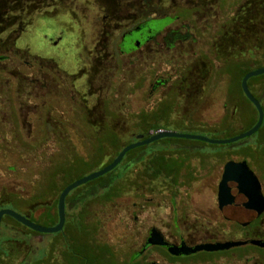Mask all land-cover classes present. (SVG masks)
Masks as SVG:
<instances>
[{"label": "rangeland", "instance_id": "374dc122", "mask_svg": "<svg viewBox=\"0 0 264 264\" xmlns=\"http://www.w3.org/2000/svg\"><path fill=\"white\" fill-rule=\"evenodd\" d=\"M249 16L247 14L245 18ZM60 19L45 17L37 28L32 40V52L37 57L35 74L30 75L24 61H0V196L12 190L26 197L31 196L42 180L40 177L47 163L45 158L49 161L56 157V142L65 131L71 133L72 130L71 135L82 148L83 154L90 155L88 145H84L85 135L74 130L75 126L70 124V120L79 123L78 109L84 106L81 105V102L84 103L83 97L74 86L76 78H79L77 88L84 94L88 93V103L95 109L96 120L109 118L107 112L111 111L120 117L117 121L123 122L128 128L125 135L133 134L135 138L141 133L144 135V132H149V135L155 133L150 128L143 132L139 125H134L139 121L137 115L141 112L151 113L164 103L173 106L170 116L160 121L164 130L228 139L247 129L249 122L234 125L229 132L216 134H207L198 129V125L218 127L224 122L228 115L225 100L229 89L226 77H204V73L199 70L177 77L175 71L184 64L178 57L181 54H194L200 46L181 44L172 50L166 49L165 59L159 62L82 60L73 23L68 25ZM245 23V26L238 22L229 25V37L237 39L229 42L225 54L240 59L253 56L260 59V53L255 55V49L252 48L264 41V6L255 21L245 20ZM60 35L63 37L61 43L51 45L49 39H56ZM48 58L56 62L46 60ZM257 65L264 67V60ZM150 69L163 75L168 82L155 95L148 94V101H145L147 87L141 86V80ZM69 73L75 75L72 77ZM182 81L190 84L187 92L181 91ZM93 91L98 93L95 97L90 94ZM239 98L251 112L252 105L241 94ZM123 114L127 118H122ZM260 139H264V136L256 133L248 139L223 146L200 144L187 139L172 141L169 143L173 144L171 147L185 146L187 150L180 151L179 158L184 161L185 168L178 181L192 176L195 181L190 189L178 190L176 204H173L169 191L163 186L151 190L146 185L142 188L132 187L112 203L87 204L84 206V215L78 197L102 192L99 184L91 181L80 186L79 193L71 201L70 213L62 232L35 235L29 229L24 230L6 220L7 223L4 222L1 228V249L4 245L19 248V253L13 259L8 258V264H131V254L140 250L136 248L146 233L144 221L156 223L164 215L172 213L176 206L180 213H183L184 208L187 209L186 213L207 210L215 204L213 199L205 201L198 198L193 202L190 196L199 192L202 183L211 186L221 180L230 161H248L264 185V152H261L263 145H260ZM199 145L202 148L197 150L196 146ZM147 146L148 153L167 148L162 141ZM241 149L249 152L246 154ZM228 151V155L217 156V153ZM104 165L103 160H94L81 173L88 175ZM135 171L129 175L132 181L136 179ZM158 182L165 185L172 183L164 176ZM9 209L23 213L18 207ZM209 213L214 214L211 211ZM45 214V210H40L34 214V218L42 219ZM136 216L139 217L138 222L135 221ZM7 225L13 227L8 228ZM107 246L112 249L110 254L102 251L107 250Z\"/></svg>", "mask_w": 264, "mask_h": 264}, {"label": "flooded vegetation", "instance_id": "af4514ba", "mask_svg": "<svg viewBox=\"0 0 264 264\" xmlns=\"http://www.w3.org/2000/svg\"><path fill=\"white\" fill-rule=\"evenodd\" d=\"M263 6L264 0H0V61H24L30 75L35 74L37 57L32 52V40L42 20L54 17L68 25L73 23L82 60L159 62L165 59L166 49L172 50L181 44L200 46L198 52L178 57L184 64L175 71L177 77L196 70L204 73V77H222L226 76L223 73L227 63L226 48L230 41L237 39L229 37V25L238 22L245 26V20L255 21ZM247 14L250 16L245 18ZM62 40L60 35L49 42L57 46ZM149 77L146 71L147 82ZM167 82L157 73L151 77L150 86L156 92ZM181 84V91L187 92L189 82ZM241 161L246 160L236 162ZM192 178L177 182V191L170 194L173 204H176L178 190L190 189L195 184ZM201 185L199 192L190 196V201L213 199L215 204L202 213H186L184 207L180 213L176 206L156 223L144 221L146 233L136 248L140 250L131 254L134 264H264V247L252 243L264 241V213L247 225L240 221L243 218L234 183L232 178H227L225 170L218 182ZM138 220L136 216L135 221ZM154 229L165 244H149ZM227 242L244 244L186 256H175L170 251L183 245L195 248ZM18 249L4 245L0 264H8V258L13 259Z\"/></svg>", "mask_w": 264, "mask_h": 264}, {"label": "trees", "instance_id": "16d2710c", "mask_svg": "<svg viewBox=\"0 0 264 264\" xmlns=\"http://www.w3.org/2000/svg\"><path fill=\"white\" fill-rule=\"evenodd\" d=\"M251 48L252 46L249 47V49ZM252 49H255V55L258 52L260 53V59H256V57L254 58V56L250 59L234 58L233 55L227 56V63L225 64V69H223V73H225L224 75L226 76H222L220 78L226 77L229 81L228 98L226 96L227 100H225V110H227L228 115L224 119V122L218 127H204L198 125V129H200L204 133L216 134L219 132H229L233 129L234 125L236 126L237 124H241L242 122H249V125L245 130L247 131L251 129L258 121V112L245 96L241 87V83L247 73L261 67V65L257 64L264 60V41L261 42V44H259L258 46L253 47ZM252 65H254L253 68L250 67ZM149 74L150 77L148 79V82L146 81L145 76H143L141 80V86L146 85L145 87H147L146 97L148 94L153 96L158 91L157 90L155 92L150 86L151 77L156 76L155 71L153 69H150ZM69 75L73 77L75 74L69 73ZM78 81L79 78H76L74 80V86L77 90L76 92L81 97H83L82 100L84 101V103L81 102V105L84 106H80L78 109V113L80 114V117L78 119L79 123L70 120V124L75 126L76 129L74 128V130L85 135L86 141L84 145H88L90 149V155L86 156L83 154V152L81 151L82 148L73 139V135H71L73 133L72 130L71 133L69 131H62L64 132L62 138L58 137V141L56 142L58 143V147L56 148L58 153L53 160L48 161V158H45L47 163L45 164L46 168L40 177V179L42 178V180L40 181L39 185L36 187L32 195L26 197L24 194L15 192L14 190L5 192L0 196V209L18 207L23 211L22 214L29 216L32 221L49 227L55 226L58 223L59 197L62 191L68 185L86 176L85 174L81 173V170L84 167L91 165L94 160H103L105 162V165L102 168H104L105 166L112 163V161L117 157V155L125 146L137 141L133 134L125 135L128 128L124 125L123 122H118L117 120L120 117H118L117 114L111 112L110 110H108L110 112H107V115L109 116L111 121L106 117H103L101 121L96 120V118L94 117L95 109L94 107H90L88 103V93L84 94L77 88L78 85H76V83ZM248 83L253 95L261 101L264 109V75L253 77L249 80ZM113 88L114 87H112L111 90H113ZM90 94L92 95V97H95L98 93L97 91H93ZM240 94L243 96V98H245L247 102L250 103V105H252L251 108L253 111L251 110V112H249L250 110L248 106L241 103L239 98ZM144 100L148 101V97L144 98ZM172 107L173 106L169 107L164 103L159 109L153 110L151 113L141 112L137 115L139 121H137L134 125H139V128L143 129L141 130L143 132L144 129L146 130L147 128H150L149 130H153L154 132L164 129L160 124V121L161 119H165L170 116ZM108 108L110 109L109 106ZM236 117L238 118L237 120H235ZM122 118L125 119L127 117L123 114ZM47 125L49 126V124ZM66 133L67 136L65 135ZM141 134L143 135V133ZM257 134L264 136V124L262 128L257 132ZM144 135L145 138H147L149 136V132H144ZM178 140L184 139L166 138L157 141L165 142V144L167 145V148H165V150H153L148 153L146 152L148 146H143L127 153L124 160L117 168H115L112 172L106 174L105 176L94 180L95 183L99 184L98 187L102 192L96 194H92L91 192L89 196L78 197V199L80 198V202L82 203L81 206H83V214L85 215L86 211H84V206H86L87 204L100 202L112 203L115 199L121 197L123 195V192L128 191L132 187L142 188V186L147 185V187L153 190L154 187L163 186V188L167 189L170 194L175 193L177 191L176 186L178 178L182 176V174L180 173L181 171H183L182 169L185 168L184 161H180L179 155L181 149H186H184L185 146L171 147V145L173 144L169 143ZM195 142L206 144L205 142L201 141ZM259 143L260 145H263L261 152H264V139H260ZM196 147L197 150L202 148L201 145H199V147ZM241 151L245 152L246 154L249 152V150L247 149H241ZM228 154L229 151L227 153H217V156L222 157ZM134 171L136 172V179L132 181L130 180L129 175ZM162 176L170 180L172 183L166 185L160 184L158 182V179H160V177ZM78 189L80 190V188L73 190L66 199L67 218L70 213V203L79 193ZM73 193L75 194L73 195ZM40 210H45L46 214L42 216V219L37 220L34 218V214ZM81 212L79 213L81 214ZM5 217L9 219H3L2 224L4 222L7 223L6 220H9L21 226L22 228L29 229L21 225L11 217ZM29 230L33 234L40 235V233L38 232H35L31 229ZM108 248L107 250L102 251L108 254L110 250H112Z\"/></svg>", "mask_w": 264, "mask_h": 264}, {"label": "water", "instance_id": "95a60500", "mask_svg": "<svg viewBox=\"0 0 264 264\" xmlns=\"http://www.w3.org/2000/svg\"><path fill=\"white\" fill-rule=\"evenodd\" d=\"M262 75H264V67H260L258 69H255L247 73L241 83V87L245 96L252 103V105L255 107V109L258 112V121L251 129L228 139H215L204 135L186 134V133L164 130V129L158 130L157 132L150 134L147 138H145V135L142 134L138 135L136 136L137 141L125 146L122 149V151L117 155V157L112 161V163L105 166L104 168H101L100 170H97L93 173H90L74 181L62 191L58 200V223L55 226L49 227L42 224H38L32 221L29 216L23 215L13 209H9V208L0 209V243H1V224L5 216H9L13 218L21 225L40 234H54V233L62 232L64 230L67 220L66 199L70 195V193L73 190L79 188L80 186L85 185L91 181H94L112 172L122 163L127 153H129L130 151L136 148L150 145L165 138L195 140V141L209 143L212 145H228V144L237 143L241 140L254 136L262 128L264 124V109L261 101L253 95L248 82L251 78L259 77ZM225 168H226L225 174L227 178L228 179L232 178V181L234 183L233 189L237 195V205L240 209L239 213L240 216H242L243 218L240 221L243 224L247 225L249 222L258 218L261 214L264 213V194L262 193V184L258 176L250 168L247 161H241V162L230 161L229 163H227ZM252 243L264 247V241H253ZM149 244H153V245L165 244L161 234H159V232L156 229L152 231L151 238L149 239ZM242 244L244 243L227 242V243L203 244V245H198L195 248H190L186 245H183L181 248H173L170 249V251L175 256H181V255L186 256V255L195 254L203 250L210 252L225 250L232 246H239ZM0 251H1V245H0Z\"/></svg>", "mask_w": 264, "mask_h": 264}, {"label": "crops", "instance_id": "0c3cea01", "mask_svg": "<svg viewBox=\"0 0 264 264\" xmlns=\"http://www.w3.org/2000/svg\"><path fill=\"white\" fill-rule=\"evenodd\" d=\"M11 226V225H10ZM13 226V225H12ZM36 235V234H35Z\"/></svg>", "mask_w": 264, "mask_h": 264}]
</instances>
